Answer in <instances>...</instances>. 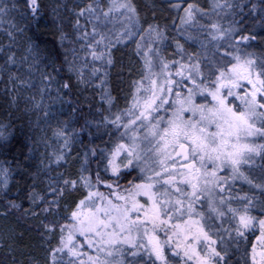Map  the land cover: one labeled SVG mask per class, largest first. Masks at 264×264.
I'll return each instance as SVG.
<instances>
[{
	"label": "snow or ice",
	"instance_id": "snow-or-ice-1",
	"mask_svg": "<svg viewBox=\"0 0 264 264\" xmlns=\"http://www.w3.org/2000/svg\"><path fill=\"white\" fill-rule=\"evenodd\" d=\"M44 7L53 48L30 40L17 59L15 33L38 31ZM145 7L151 18L133 0H83L71 8L63 0H0V23L15 13L25 25L5 29L9 44L0 47L9 103L35 86L38 73L42 91L55 84L60 97L91 85L103 106L70 102L79 130L58 124L53 135L62 150L54 159L34 170L20 162L18 172L0 163V219L12 221L0 231V264H264V49L253 48L257 39L264 44L256 33L264 29V0H213L207 10L196 0H168L178 33L171 37L156 9ZM113 22L121 24L115 41L104 31ZM128 41L143 69L121 108L105 78L113 48ZM170 43L178 59H167ZM11 139L0 125V151ZM78 140L79 166L69 172ZM257 157L259 182L247 174ZM17 174L22 181L12 184ZM237 180L260 195L235 192ZM21 183L23 194L10 199V184ZM31 233L42 256L26 242Z\"/></svg>",
	"mask_w": 264,
	"mask_h": 264
},
{
	"label": "trees",
	"instance_id": "trees-1",
	"mask_svg": "<svg viewBox=\"0 0 264 264\" xmlns=\"http://www.w3.org/2000/svg\"><path fill=\"white\" fill-rule=\"evenodd\" d=\"M50 2L51 0H43L45 5ZM63 2L71 8L78 3H82L83 0H63ZM133 2L143 13L147 14L149 18H151L152 12L149 8L145 7V5L151 4L156 9V15L159 17V22L162 25H169L170 37L178 36V33L173 31L171 26V19L175 18L176 13L169 10L168 0H133ZM189 2H191V0H189ZM196 2L200 7L207 10L213 0H196ZM220 2H223V0H220ZM246 2L249 4L258 3L259 0H246ZM101 3L107 5L110 3V0H101ZM43 13L45 18L38 31L34 28H26L23 34L18 32L15 33L17 43L14 50L17 52V59H19L20 54L26 48L30 40L34 41L41 48H53L56 36L54 28L51 26L49 17L50 9L44 7ZM256 15H258V13ZM68 18L71 20V13L68 14ZM13 23L25 28L24 23L17 14L9 13L7 16H4L3 22L0 23V47L9 44V40L5 35V29L12 30ZM108 29H111L112 31L108 32ZM66 30L69 32L72 31L71 27ZM120 30L121 24L119 22L108 23L104 28V31L112 37L113 41H115V34H118ZM89 31H91L90 27ZM256 33L258 35L264 34V29L257 26ZM181 43H183V41H181ZM253 44V48L257 52L264 49V44H261L259 39L254 41ZM75 46L78 47V45ZM174 47L175 45L170 43L165 52V55L169 60L178 59V57L174 55ZM198 47V45L194 44H185V48L189 51H197ZM84 55V52H79L80 57ZM113 58L114 63L107 68L108 75L105 79L107 81L108 89L122 108L126 106V94L132 91L131 81L140 78L139 71H142L143 69V59L135 54V44H133L132 41L117 44L116 47L113 48ZM88 59L91 61V57H88ZM3 63L4 54L0 53V65H3ZM96 66H100L99 61L96 62ZM17 67H19V65H17ZM24 69H27V65H24ZM102 74L103 70L99 75ZM0 77H3V73H0ZM32 80L35 86L31 89H19L20 95L18 96V103L13 105L9 103L11 98L10 95H6L4 92L6 86L5 81L4 79H0V125L7 126L12 134L10 149L7 152L0 151V163L5 166H10L14 172H18L16 166L20 162H23L25 165H32L34 170L35 166L40 164L41 159L46 161L50 158L54 159L52 154L58 149L62 150V142L53 135L60 122L68 121L69 127L79 130V123L74 119L78 117V113H73L71 111L70 102L74 103L77 107H86L87 104L90 103L93 106V110L98 107H103L99 102L100 90L91 85H89L87 89L74 87L71 94H61V96L58 97L55 91V84H53L48 91H42L44 85L42 84L41 77L38 73H35L32 76ZM73 83H75V80H73ZM98 83L99 80H97V84ZM7 86L11 88V84H8ZM44 111L49 112L48 117L44 116ZM45 139L47 141L46 144L44 143ZM81 139L83 140L84 145L89 143V138L87 136H82ZM95 143H100V141L96 140ZM30 149L33 150L31 152L33 158L27 160L25 157L30 154ZM82 151L83 147L78 140L74 144L71 153L72 159L67 169L69 172L76 171V168L79 166L76 161L79 159V154ZM59 171H65V169L61 168ZM52 175H55V172H53ZM16 181H22L21 175L17 174L12 184ZM23 181H27V178L24 177ZM12 184H10L11 192L9 198L15 199L18 194H23L24 183H21L18 186H12ZM246 190L247 189H244V191ZM255 194L259 196V190H256ZM0 204H2V197H0ZM11 222V218L8 221L0 219V227L4 229L5 226ZM26 242L33 246L37 256L43 255L42 250L37 247L40 241L35 233L26 235Z\"/></svg>",
	"mask_w": 264,
	"mask_h": 264
},
{
	"label": "rangeland",
	"instance_id": "rangeland-1",
	"mask_svg": "<svg viewBox=\"0 0 264 264\" xmlns=\"http://www.w3.org/2000/svg\"><path fill=\"white\" fill-rule=\"evenodd\" d=\"M254 47V44H253ZM261 47V45H260ZM173 57V56H172ZM139 73L141 74V71H139ZM131 93V92H130ZM130 93L126 94V99L128 100L130 98ZM126 100V102H127ZM260 142V141H258ZM261 166H262V161L260 160L259 157L256 158L255 164L251 165L248 167V171L247 174L249 175L250 178H254L257 180V182H259V177L261 174ZM244 189H247L246 191H244ZM102 191H104V189H102ZM234 191L240 193L241 195H243L245 192L251 194L252 191H256V189H251L250 190V186L244 182L243 180H237L234 183ZM3 228L0 227V231Z\"/></svg>",
	"mask_w": 264,
	"mask_h": 264
}]
</instances>
